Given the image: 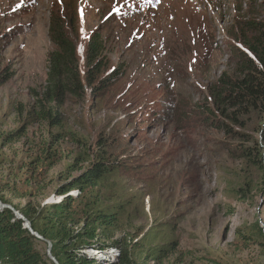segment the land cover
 <instances>
[{
    "label": "rangeland",
    "instance_id": "rangeland-1",
    "mask_svg": "<svg viewBox=\"0 0 264 264\" xmlns=\"http://www.w3.org/2000/svg\"><path fill=\"white\" fill-rule=\"evenodd\" d=\"M56 16L73 25L80 54L99 31L109 70L122 73L103 99L87 90L63 106L81 144L27 120ZM246 18H264V0H0V195L36 209L85 170L86 147L96 156L101 143L119 166L80 198L119 213L95 232L92 244L104 249L89 247L86 256L104 264L100 256L117 241L134 239L139 264H264L260 173L207 118L210 87L233 74L245 51L237 31ZM255 122L245 132L258 139ZM171 243L172 254L143 261Z\"/></svg>",
    "mask_w": 264,
    "mask_h": 264
},
{
    "label": "trees",
    "instance_id": "trees-1",
    "mask_svg": "<svg viewBox=\"0 0 264 264\" xmlns=\"http://www.w3.org/2000/svg\"><path fill=\"white\" fill-rule=\"evenodd\" d=\"M73 30L65 17L50 18L48 38L53 49L46 57V77L42 87L30 91L32 102L27 120L55 129L57 139L81 144L83 138L66 128L63 106L80 103L87 90L94 98L103 99L121 80L122 73L118 68L109 70L99 31L89 35L84 52L80 54L70 34ZM237 39L245 51L236 57L233 74L220 75L210 87L213 112L210 110L207 118L217 130L240 142L232 153L259 171L264 196V18L240 20ZM5 82L6 79L0 78V86ZM251 119L257 121L258 139L245 132ZM245 142H252L253 147H243ZM98 148V152L103 148L102 153L94 156L96 153L92 154L91 148L86 147L81 162L87 167L71 183L59 189L60 202L45 203L36 209L28 205L21 208L0 195L1 204L19 212L34 232L50 242L51 254L58 264H97L98 261L86 256L84 250L89 247L103 250L104 247L92 244L96 230H106L117 223L118 211H95L96 202L80 198L119 166L113 161L117 159L107 152L109 148L101 143ZM73 189L76 190L71 194ZM133 240L117 241L111 248L118 251V256L105 253V257L100 256L101 261H105L104 264H139L135 250L137 242L133 244ZM42 244L45 245L33 237L10 210L0 209V264H45L47 255ZM175 249V243L165 245L149 251L143 261L166 257Z\"/></svg>",
    "mask_w": 264,
    "mask_h": 264
},
{
    "label": "water",
    "instance_id": "water-1",
    "mask_svg": "<svg viewBox=\"0 0 264 264\" xmlns=\"http://www.w3.org/2000/svg\"><path fill=\"white\" fill-rule=\"evenodd\" d=\"M0 209H8L10 210L17 219L21 220L23 223V227L36 239L43 241L46 245V255L48 259L53 263V264H58L54 257L51 254V244L48 241H45L41 236H39L36 232H34L30 226V223L17 211H15L11 206L9 205H4L0 203Z\"/></svg>",
    "mask_w": 264,
    "mask_h": 264
},
{
    "label": "bare ground",
    "instance_id": "bare-ground-1",
    "mask_svg": "<svg viewBox=\"0 0 264 264\" xmlns=\"http://www.w3.org/2000/svg\"><path fill=\"white\" fill-rule=\"evenodd\" d=\"M61 200H62V197L57 196L55 199L52 198V199L48 200L46 203H48V204L49 203L50 204L51 203H57V202H60ZM115 252H116L115 250H112V254L115 253Z\"/></svg>",
    "mask_w": 264,
    "mask_h": 264
}]
</instances>
